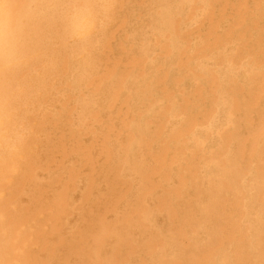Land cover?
I'll use <instances>...</instances> for the list:
<instances>
[{
	"label": "bare ground",
	"instance_id": "6f19581e",
	"mask_svg": "<svg viewBox=\"0 0 264 264\" xmlns=\"http://www.w3.org/2000/svg\"><path fill=\"white\" fill-rule=\"evenodd\" d=\"M0 264H264V0H0Z\"/></svg>",
	"mask_w": 264,
	"mask_h": 264
}]
</instances>
